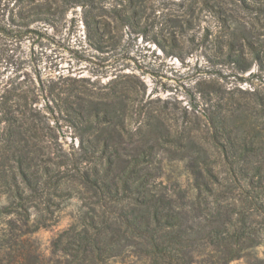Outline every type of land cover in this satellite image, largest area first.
Wrapping results in <instances>:
<instances>
[{
    "label": "trees",
    "instance_id": "16d2710c",
    "mask_svg": "<svg viewBox=\"0 0 264 264\" xmlns=\"http://www.w3.org/2000/svg\"><path fill=\"white\" fill-rule=\"evenodd\" d=\"M92 1L61 0L62 6ZM240 1L252 25L232 31L223 59L242 72L253 64L264 71V32L257 30L264 29V0ZM38 14L21 12L18 22L25 25ZM105 39L95 34L94 45ZM253 95L252 103H238L233 111L219 100L205 114L206 145L193 153L184 144L190 140L185 131L173 133L155 117L135 133L126 131L123 117L134 105L123 115L112 106L77 108L49 86V102L41 108L34 86L7 90L0 97V199L7 200L0 212L9 218L0 229V264H109L131 255L150 264H195L199 256L202 264H228L250 255L264 241V95ZM56 112L83 127L72 157L58 145L48 114ZM163 151L190 160L194 181L188 188L159 182ZM72 189L88 210L53 239L47 257L36 234L51 218V199Z\"/></svg>",
    "mask_w": 264,
    "mask_h": 264
},
{
    "label": "rangeland",
    "instance_id": "374dc122",
    "mask_svg": "<svg viewBox=\"0 0 264 264\" xmlns=\"http://www.w3.org/2000/svg\"><path fill=\"white\" fill-rule=\"evenodd\" d=\"M31 10L39 14L20 24V13L30 16ZM250 18L240 0H94L86 6H62L61 0H0V97L17 86H34L42 108L53 86L62 98L76 101L77 108L80 103L96 109L112 106L123 115L131 104L134 108L123 117L126 131L135 133L148 116L155 117L173 133L185 131L190 140L184 144L195 153L206 145L205 114L216 110L219 100L233 111L238 103H252L254 93L264 95V71L253 64L242 72L226 63L221 52L236 27L251 28ZM95 34L106 38L100 47L94 45ZM48 114L58 145L72 157L83 127L68 121L64 112ZM54 144V149L59 147ZM178 154H161L158 180L163 187L193 184L190 160ZM57 155H51L53 169ZM221 159L214 154L213 161ZM86 203L73 189L51 199V218L36 234L47 257L53 239L81 222ZM4 205L7 200L0 199V211ZM8 218L0 212V229ZM248 252L228 264H264V241ZM196 261L202 264V256ZM2 264L12 262L5 259ZM109 264L150 262L131 255Z\"/></svg>",
    "mask_w": 264,
    "mask_h": 264
}]
</instances>
